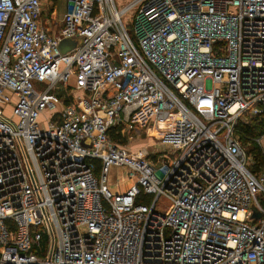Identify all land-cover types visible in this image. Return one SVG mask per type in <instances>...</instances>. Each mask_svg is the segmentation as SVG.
<instances>
[{
  "label": "built area",
  "instance_id": "built-area-1",
  "mask_svg": "<svg viewBox=\"0 0 264 264\" xmlns=\"http://www.w3.org/2000/svg\"><path fill=\"white\" fill-rule=\"evenodd\" d=\"M55 5L0 0V264H264V173L235 135L264 118V0ZM139 132L160 158L119 144Z\"/></svg>",
  "mask_w": 264,
  "mask_h": 264
},
{
  "label": "rangeland",
  "instance_id": "rangeland-1",
  "mask_svg": "<svg viewBox=\"0 0 264 264\" xmlns=\"http://www.w3.org/2000/svg\"><path fill=\"white\" fill-rule=\"evenodd\" d=\"M116 3L117 8L119 9L120 7L124 6L128 0H114ZM56 2V1H55ZM51 4V3H50ZM55 15L51 14V16H54L55 19H61L63 13L65 12L66 5H67V0H57L55 3ZM50 8H47V11L44 12L43 17H47L48 14H50L49 11ZM125 23L128 25L127 29L130 32V35H132V21L130 17L127 15L125 17ZM68 47L73 49L75 46H77V41L73 39H63L59 43V50L61 51V47ZM74 78L71 77L69 80V85L73 84ZM37 89H40V87H37ZM58 94H61L62 91H56ZM4 116L9 118L12 122H15L16 119L11 116V110L9 107L5 109L4 111ZM140 121H142V117H138ZM244 121V119H243ZM144 130V129H142ZM125 139L122 140V144L125 147H127L128 152L132 154L136 153H148V157L152 158L154 157V160L157 159V157L160 158V155L163 154L165 151V148H163L160 144L159 141L157 140L158 137H154V135H148L145 132H139L137 134H125L124 136ZM83 145V143H81ZM129 176L127 175V171L123 170L121 168L117 167H111L108 171L107 175V186L109 187V190L111 193H124L127 188L130 185L129 182ZM132 180V179H131ZM133 183V180L131 181ZM257 200L259 201V204L264 208V195L258 194L257 195ZM164 204L163 199H159L157 203V208H160V205L162 206ZM250 210H253V204L250 205Z\"/></svg>",
  "mask_w": 264,
  "mask_h": 264
},
{
  "label": "trees",
  "instance_id": "trees-1",
  "mask_svg": "<svg viewBox=\"0 0 264 264\" xmlns=\"http://www.w3.org/2000/svg\"><path fill=\"white\" fill-rule=\"evenodd\" d=\"M55 1V0H54ZM113 130L111 136L114 140L120 139ZM235 135L240 141L246 155L252 159V165L249 170L253 174L264 173V151L254 144L253 139L264 135V118H248L239 121ZM122 144V140L118 141Z\"/></svg>",
  "mask_w": 264,
  "mask_h": 264
},
{
  "label": "bare ground",
  "instance_id": "bare-ground-1",
  "mask_svg": "<svg viewBox=\"0 0 264 264\" xmlns=\"http://www.w3.org/2000/svg\"><path fill=\"white\" fill-rule=\"evenodd\" d=\"M167 124V122H158L156 124V129L159 131V130H162V128Z\"/></svg>",
  "mask_w": 264,
  "mask_h": 264
},
{
  "label": "water",
  "instance_id": "water-1",
  "mask_svg": "<svg viewBox=\"0 0 264 264\" xmlns=\"http://www.w3.org/2000/svg\"><path fill=\"white\" fill-rule=\"evenodd\" d=\"M69 50H70V48L65 47L64 45H63V47H61V53H63V54L66 53V52H68ZM255 217L258 218L259 215H255Z\"/></svg>",
  "mask_w": 264,
  "mask_h": 264
},
{
  "label": "crops",
  "instance_id": "crops-1",
  "mask_svg": "<svg viewBox=\"0 0 264 264\" xmlns=\"http://www.w3.org/2000/svg\"><path fill=\"white\" fill-rule=\"evenodd\" d=\"M55 1L57 2V0H55ZM56 2H55V3H56ZM49 6H50V5H49V4H47V5H46V8H48ZM45 12H46V11H45Z\"/></svg>",
  "mask_w": 264,
  "mask_h": 264
}]
</instances>
